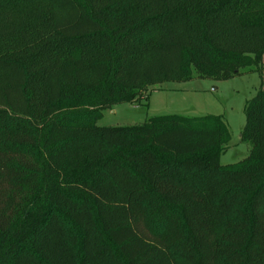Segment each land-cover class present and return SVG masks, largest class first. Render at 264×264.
Segmentation results:
<instances>
[{
    "label": "trees",
    "instance_id": "trees-1",
    "mask_svg": "<svg viewBox=\"0 0 264 264\" xmlns=\"http://www.w3.org/2000/svg\"><path fill=\"white\" fill-rule=\"evenodd\" d=\"M264 0H0V264H264ZM256 72L218 115L99 126L148 87Z\"/></svg>",
    "mask_w": 264,
    "mask_h": 264
},
{
    "label": "rangeland",
    "instance_id": "rangeland-1",
    "mask_svg": "<svg viewBox=\"0 0 264 264\" xmlns=\"http://www.w3.org/2000/svg\"><path fill=\"white\" fill-rule=\"evenodd\" d=\"M262 76L264 85V64ZM260 82L256 72L228 80L194 78L186 82H164L148 87L133 103L119 104L104 111L97 125L125 127L168 114L187 117L218 115L225 121L231 137L226 152L220 157V164H232L249 153V143L240 139L245 123L243 108L245 102L256 94Z\"/></svg>",
    "mask_w": 264,
    "mask_h": 264
},
{
    "label": "crops",
    "instance_id": "crops-1",
    "mask_svg": "<svg viewBox=\"0 0 264 264\" xmlns=\"http://www.w3.org/2000/svg\"><path fill=\"white\" fill-rule=\"evenodd\" d=\"M262 62H263V64H264V55H263V57H262ZM263 86H264V85H263ZM263 88H264V87H263ZM112 109H113V108H112ZM112 109H111V110H112Z\"/></svg>",
    "mask_w": 264,
    "mask_h": 264
}]
</instances>
